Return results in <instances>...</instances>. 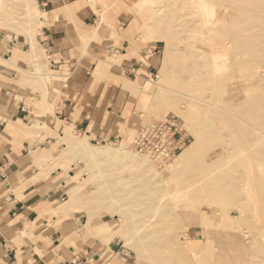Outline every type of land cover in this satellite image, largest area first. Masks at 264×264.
<instances>
[{
  "label": "rangeland",
  "instance_id": "rangeland-1",
  "mask_svg": "<svg viewBox=\"0 0 264 264\" xmlns=\"http://www.w3.org/2000/svg\"><path fill=\"white\" fill-rule=\"evenodd\" d=\"M91 5L95 8L100 5L108 21H102L96 14L95 27L81 32L77 38L81 54L96 60L95 68L90 69L92 78L107 77L112 65H123L126 56L117 47H121V32L127 30L132 54L142 63L146 64L144 55L138 54L137 49L148 55V50L156 46L155 69L152 74L140 72V76L129 77L123 73L115 78L121 96L126 98L122 99L123 109L110 117L117 124L114 136H98L97 124L92 123L87 137L85 129L77 130L57 120L56 142L50 141L41 150L44 147L38 143L52 134L55 99L66 80L55 76L61 71L53 70L50 50L40 42L38 5L33 0H0V37L15 38L18 45L28 43L19 52L22 58H29L31 62L24 61L28 65L16 68L7 61L0 63L16 71L19 85L30 88L24 106L32 113L23 120L22 128L28 132L25 136L30 138L31 147L36 145L33 153L38 174L34 180L47 179L60 184L63 195L53 204V213L62 214L61 220L76 218L82 233L91 240H99V254L109 264H264V156L252 154L254 146L240 142L243 134L253 131L255 122L250 114L226 100L224 86V81L233 78L243 81L253 77L252 65H247L241 54L235 59L231 46H222L221 56L226 60L224 80L215 82L211 70L204 75L192 70L199 64L197 59L208 55L199 42L200 32L192 29L191 0H155L154 4H146L144 0H102ZM225 27L224 21L219 22V31ZM187 98L192 104L190 114L197 113L203 121L202 132L211 129L215 134L214 145L210 146L211 139L203 136L195 139L197 134H193L188 118L182 116L189 105ZM166 116L178 118L180 132L186 139L183 149L192 150L191 160L177 165L175 157L159 167L146 156L152 168L159 171L149 178L151 193L162 204H169L171 212L161 217L157 212L146 211L127 227L121 218L126 213L123 202L114 193L123 189L130 193L140 187L144 174L131 165V158L146 155L132 147L137 128ZM34 122L37 126L29 127ZM103 148H108L107 153ZM89 152L100 154L91 159L86 155ZM238 156L245 160L239 170L251 171L255 176L254 188L250 193L244 192L246 202L219 190V180L215 179L237 163ZM96 189L103 196L104 204L100 206L88 204L89 199L97 197ZM233 214H238V218H232ZM146 231H151L157 242L161 241V253L135 246ZM109 245L116 246L114 253Z\"/></svg>",
  "mask_w": 264,
  "mask_h": 264
},
{
  "label": "crops",
  "instance_id": "crops-1",
  "mask_svg": "<svg viewBox=\"0 0 264 264\" xmlns=\"http://www.w3.org/2000/svg\"><path fill=\"white\" fill-rule=\"evenodd\" d=\"M33 1L41 12L40 42L50 50L53 70L61 71L55 76L66 80L55 99L52 134L38 144L49 146L50 141L56 140L57 120L77 130L85 129L88 136L91 124L95 123L98 136H114L117 124L110 117L123 109L122 99L126 98L121 96L120 86L114 80L123 73L129 77L140 76V72L152 74L156 46L148 50V55L137 49L138 54L144 55V64L132 54L130 30L121 32V47L117 51L126 56L123 65H112L107 77L93 79L90 69L95 68L96 60L81 54L77 38L81 32L95 27L101 6L95 8L88 0ZM98 15L104 17L103 12ZM110 32L118 35L115 30ZM27 45L23 42L18 45L15 38L0 37V62L21 68L29 58H22L19 52ZM29 89L18 84L15 70H8L0 63V264H109L99 254V240H91L82 233L76 218L61 220L62 214L53 213V204L63 195L60 184L47 179L34 180L38 174L33 153L36 145L31 147L30 138L25 136L28 132L22 128L23 120L32 113L24 106ZM28 125L37 126L35 122ZM109 248L113 253L116 250L115 245Z\"/></svg>",
  "mask_w": 264,
  "mask_h": 264
},
{
  "label": "bare ground",
  "instance_id": "bare-ground-1",
  "mask_svg": "<svg viewBox=\"0 0 264 264\" xmlns=\"http://www.w3.org/2000/svg\"><path fill=\"white\" fill-rule=\"evenodd\" d=\"M88 1L94 4L98 0ZM144 2L146 4H154L155 0H144ZM191 2L193 10L192 13H190L193 22L192 29H196L200 32L199 42L208 55L207 57H202L201 60L197 59L199 64L196 67H192V70H196L199 75L209 73L211 70L210 74H212V79L215 82H218L221 78L224 80L223 68L226 66V60L221 56L222 46H231L235 59L238 54H241L246 64L252 65L251 73L254 75L253 77H248L243 81H236L233 78L229 82L224 81V86L227 87L226 100L234 107H237L241 112L250 114L255 122L253 131L249 134H243L240 142L252 147L254 146L251 150L252 154L264 156V77H262L264 74V0H191ZM102 9L103 8L99 7L98 14L102 15ZM227 9H230L231 13H226ZM102 21L108 23L104 17H102ZM221 21H224L226 27L219 31L218 25ZM187 97L192 96L187 95ZM187 100L189 105L182 116L185 119L188 118V123L193 134H197V137L194 136L195 139L200 140L203 136L204 138L211 139V141H209L210 146L214 145L215 141L213 136H215V134L211 129L207 132H202L203 121L201 118L199 120L197 113L190 114V106H192V104L189 98H187ZM168 106L167 104V107ZM168 108H170V106ZM199 131L201 134L200 136ZM87 137L89 136L87 135ZM70 142L77 145V143H75L76 141L73 142L70 140ZM102 151L107 153L108 148H103ZM99 154L98 152H89L86 155L92 159L99 157ZM191 154L192 150L190 148L183 149L176 156V164L189 162L191 160ZM128 155L132 156L131 154ZM134 156L136 155L134 154ZM146 156L147 155L140 159L135 157H133L134 159L131 158V160H133L131 165L133 164L135 167L139 168L144 174L140 187L132 189L133 191L130 193H126L124 189L114 193V196L119 197L123 202L122 207L125 208L126 213L121 218H123V223H127V227L128 223L134 222V219H138V215L146 211L157 212L161 217L171 212L169 211V204H162L157 199V195L151 193L149 178L150 176H157L159 171L152 168ZM238 158L239 161L237 163L224 170L223 175L215 179L219 180V190H226L235 199L237 198V200H244L246 202L248 197L245 198L247 195H245L244 192L246 193V191L249 190L250 193L252 186L254 188L255 176L251 171L242 173L239 170V168L243 166L242 162L245 160L241 156H238ZM95 194L97 197L89 199L88 204H95L98 206L104 204L103 196L97 189ZM232 218H238V214L236 216L233 214ZM174 238L176 237L173 236V239ZM145 239L146 243H144ZM173 239L171 238V241ZM137 241L138 243H135L137 248L146 246L155 253H161V241L157 242L153 238V233L151 231H146ZM172 242L175 243L174 241ZM176 244L178 243L176 242ZM160 256L162 255L160 254Z\"/></svg>",
  "mask_w": 264,
  "mask_h": 264
},
{
  "label": "built area",
  "instance_id": "built-area-1",
  "mask_svg": "<svg viewBox=\"0 0 264 264\" xmlns=\"http://www.w3.org/2000/svg\"><path fill=\"white\" fill-rule=\"evenodd\" d=\"M185 143L178 118L166 116L156 122L140 125L132 147L135 151L148 155L154 165L160 167L173 160Z\"/></svg>",
  "mask_w": 264,
  "mask_h": 264
}]
</instances>
